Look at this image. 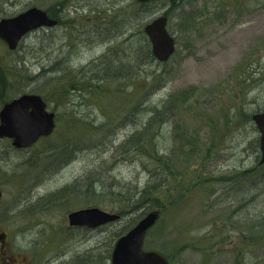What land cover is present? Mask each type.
<instances>
[{
	"label": "rangeland",
	"instance_id": "374dc122",
	"mask_svg": "<svg viewBox=\"0 0 264 264\" xmlns=\"http://www.w3.org/2000/svg\"><path fill=\"white\" fill-rule=\"evenodd\" d=\"M137 2L0 0V18L35 5L60 20L14 50L0 41V108L33 92L56 113L53 132L31 146L0 137L3 264H110L113 233L145 209L94 229L68 215L116 212L126 205L116 184L145 183L150 151L110 146L136 122L145 132L158 102L168 120H156V147L170 178L145 248L169 264H264V167L252 120L264 111V0ZM163 13L176 39L167 61L146 56L140 33ZM106 69L113 76L102 82ZM205 174L208 183L195 180Z\"/></svg>",
	"mask_w": 264,
	"mask_h": 264
},
{
	"label": "water",
	"instance_id": "95a60500",
	"mask_svg": "<svg viewBox=\"0 0 264 264\" xmlns=\"http://www.w3.org/2000/svg\"><path fill=\"white\" fill-rule=\"evenodd\" d=\"M147 2L151 0H138ZM57 19L48 15L38 6L13 15L0 18V38L10 49H16L21 39L31 30L42 26H53ZM168 16L160 14L148 22L144 30L148 35L153 55L161 60H168L175 52V37L168 30ZM55 112L47 108V103L38 93L25 92L5 102L0 110V137L12 138L17 148L28 147L40 137L50 135L55 126ZM260 132V163H264V111L252 115ZM3 191L0 188V200ZM161 210L147 212L130 230L115 241L111 264H169L168 258L158 250L144 248L145 237L160 218ZM69 224L95 228L120 218L118 213L98 206L76 209L69 213ZM5 233L0 234L4 242Z\"/></svg>",
	"mask_w": 264,
	"mask_h": 264
},
{
	"label": "trees",
	"instance_id": "16d2710c",
	"mask_svg": "<svg viewBox=\"0 0 264 264\" xmlns=\"http://www.w3.org/2000/svg\"><path fill=\"white\" fill-rule=\"evenodd\" d=\"M140 5H148L149 2H137ZM145 25V24H144ZM144 28H141V32L140 33H144ZM143 40H145V48H146V53H147V57H153L152 55V51H151V45L150 42L148 40V38L146 36H144ZM105 58L106 57H102ZM105 62V60L103 61ZM106 73L104 74L100 80L103 82L106 79H110L112 76H109L108 73L110 74V72L106 69ZM116 76H119V72L115 74ZM101 85V84H99ZM44 98V97H43ZM45 99V98H44ZM9 99H4L3 103L8 101ZM46 101V100H45ZM160 104H162V102H158L156 103V107L153 108V110L151 111V116L148 120V123H146V126H144L145 132H141L142 127L139 126V122L135 123V128H133L132 132L120 143L116 144V142H113L110 146V150L114 151V149L116 151L119 150V148L123 147V146H135L136 149H140L141 146H144V148L146 147L149 151H150V155L151 158L153 157L155 165L153 166V168L149 169V174L148 177L145 181V183L143 185L140 184V182H136V184H134V187H131L128 185V183H123V184H116L117 185V189L118 192L117 194L119 195L120 200H124L126 202V205L122 204L121 209H119L118 211H116L118 214H120V219L117 221H121L123 219V217L130 215V213H134L136 211H138L139 209H145L144 211H142L140 214L136 215L134 218H131V222L126 223L124 226H122L119 230H117L116 232L113 233L114 235V240H113V244L111 246V252L113 249V245L115 240L122 235L123 233L127 232L132 226H134V224H136V222L148 211L156 209V208H160L162 206V204H164V199L166 197V183L167 180L170 178L169 173L164 174L165 170L167 169L166 164L170 161L169 160H165L164 157L162 156L163 154L159 153V149H157L156 147V140L158 136V131H159V126L156 125V120L159 119V117H162L164 115V111L162 109V107L160 106ZM161 123L165 122L168 120V117L166 116L164 119H159ZM160 123V125H161ZM159 139V138H158ZM130 143H132V145H130ZM153 149V150H152ZM117 153V152H116ZM116 153H113L112 157L116 156ZM260 165V164H259ZM264 167V164L261 165ZM259 166L255 167L258 168ZM261 167V169L263 168ZM254 169V170H255ZM247 171V170H246ZM244 171V172H246ZM168 177H167V176ZM165 176V177H164ZM248 177H251L248 175ZM206 181V183H208L207 180H211V175L209 174H205L202 175L200 178L199 176L195 177L196 181H200L201 179H203ZM97 181H99L100 177L96 178ZM94 179V180H96ZM251 181V180H249ZM259 182H264V170L260 173V178L258 179ZM212 182V181H211ZM253 183V181H251ZM78 184V183H77ZM75 184V185H77ZM102 186L103 187V192L106 193L107 189L105 188V184H98L97 182V186ZM115 185V186H116ZM113 186V185H112ZM92 188V187H91ZM91 191H96L95 188H93L92 190L89 189V192ZM116 193V192H115ZM254 199V198H253ZM99 204H102L101 202H99ZM89 205V204H87ZM140 216V218H138ZM262 218H264V214L262 216ZM115 221V222H117ZM164 254V253H163ZM111 256V255H110Z\"/></svg>",
	"mask_w": 264,
	"mask_h": 264
},
{
	"label": "flooded vegetation",
	"instance_id": "af4514ba",
	"mask_svg": "<svg viewBox=\"0 0 264 264\" xmlns=\"http://www.w3.org/2000/svg\"><path fill=\"white\" fill-rule=\"evenodd\" d=\"M33 6H35V5H33ZM24 11V10H23ZM47 11V10H46ZM22 12V11H21ZM47 13H48V15L50 16V17H52L51 16V14L47 11ZM52 18H55V17H52ZM57 19V24L56 25H53V26H49V27H55V26H57L60 22V20L58 19V18H56ZM42 27H44V26H42ZM42 27H38V28H36V29H33V30H31V31H29L22 39H21V41L22 40H24L25 39V37L29 34V33H31V32H33V31H35V30H37V29H39V28H42ZM0 41L3 43H5L6 45H7V43L2 39V38H0ZM20 41V42H21ZM20 42H19V44H20ZM2 107H3V105L1 106V108H0V110L2 109ZM1 234V233H0ZM3 241V240H2ZM2 245V246H1ZM2 247V248H1ZM0 248L2 249V254H1V259H2V261H1V263L3 264V242H0ZM7 262H8V259H5Z\"/></svg>",
	"mask_w": 264,
	"mask_h": 264
}]
</instances>
